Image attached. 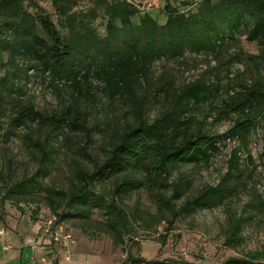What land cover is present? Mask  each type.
<instances>
[{"label": "trees", "instance_id": "1", "mask_svg": "<svg viewBox=\"0 0 264 264\" xmlns=\"http://www.w3.org/2000/svg\"><path fill=\"white\" fill-rule=\"evenodd\" d=\"M48 1L56 22L36 0H0V54L6 53L10 64L21 58L25 70L33 68L49 77L51 83L68 82L80 96H92L94 88L99 89L108 101L126 105L131 116L106 133L102 157L89 166L77 165L65 188L43 186L37 177L46 169L40 166L30 176L15 177L12 161L3 159L0 217L6 212V203L20 212L21 203H35V213L44 204L57 224L86 220L95 210L102 216L101 229L112 238L113 245H123L127 215L115 200L135 188H144L154 194L160 214L170 210L172 201L183 197L186 186L180 175L169 181L174 169L207 161L216 139L193 120L188 110L215 96L219 85L208 84L204 73L177 85L166 71H153L154 63L179 60L187 52L207 56L218 53L237 34L254 42L259 53L247 58L256 66V76L250 83L228 91L223 101L226 111H220L237 115L229 132L247 140L264 116V0H185L181 5L186 11L164 0L162 24L131 0ZM84 3L90 6L81 7ZM98 17L104 20V35L93 26ZM8 74L0 78L1 100L10 97L13 89ZM159 97L169 107L148 121L145 107ZM75 102L49 115L37 110L32 102L16 103L17 110L1 138L8 141L15 129L35 123L56 134L67 127L89 138L86 113ZM40 152L44 158L48 153L45 149ZM236 166L235 162L230 165ZM107 184L110 193L100 189ZM226 191L224 182L206 186L185 199L173 217L178 212L217 205ZM224 236L226 246L240 244L241 220L231 221ZM249 257L229 259L226 264H252L260 257L264 260V255L257 252ZM126 263L193 264L178 258L146 261L130 253ZM52 264H58L57 260Z\"/></svg>", "mask_w": 264, "mask_h": 264}, {"label": "rangeland", "instance_id": "2", "mask_svg": "<svg viewBox=\"0 0 264 264\" xmlns=\"http://www.w3.org/2000/svg\"><path fill=\"white\" fill-rule=\"evenodd\" d=\"M36 1L56 22L50 2ZM131 1L140 11L164 23V0ZM183 1L170 0L180 11H186L181 5ZM88 6L81 5L85 9ZM93 26L104 35L102 18L98 17ZM258 53L254 42L237 34L218 53L207 56L187 52L179 60L154 63L153 71L158 74L166 71L177 85L203 73L208 84L219 85L215 96L188 110L193 120L209 134L216 135V139L207 161L174 169L169 181L180 175L186 186L183 197L172 201L170 210L160 214L154 194L144 188L121 195L115 201L126 213L127 222L124 244L115 247L112 238L101 229L102 216L95 210L86 220L71 219L57 224L44 204L35 213L38 206L35 203H21L22 212L6 203V212L0 217V247L13 246L6 255L19 254L20 245L24 260L30 264H42L41 258L50 260L48 264L54 259L58 264H127L129 253L146 261L178 258L193 264H226L229 259L249 260L254 252L264 255V205H260L264 202V116L258 119L248 139L242 141L229 132L237 115L220 112L225 110L226 93L250 83L256 76L257 68L247 56ZM24 67L21 58L10 64L7 54H0V78L9 73L13 82L10 97L0 99V167L5 160L12 161L14 175L19 177L32 175L40 166L46 169L45 174L37 177L43 186L65 188L77 165L89 166L92 160L102 157L106 133L130 118L129 108L119 101H108L99 89L90 90L92 96H80L68 82L51 83L49 77ZM72 101L86 113L89 138L84 132L73 133L67 127L56 134L36 123L15 129L8 141L1 138L17 110L16 103L32 102L37 110L49 115ZM168 107L162 97L152 99L145 107V117L150 121ZM41 149L48 151L45 158L41 157ZM232 162L236 168L230 167ZM223 182L227 191L219 204L178 212L173 217L185 199L206 186L216 187ZM100 189L110 193L108 184ZM238 219L242 240L237 246L228 247L224 244V230ZM252 264H264V260L260 257Z\"/></svg>", "mask_w": 264, "mask_h": 264}, {"label": "crops", "instance_id": "3", "mask_svg": "<svg viewBox=\"0 0 264 264\" xmlns=\"http://www.w3.org/2000/svg\"><path fill=\"white\" fill-rule=\"evenodd\" d=\"M21 246V245H20ZM18 246L19 254L17 253L10 256L6 255V253L10 250L13 249V246L11 247L10 245H2L0 247V264H30L29 261L27 262L24 260L22 254H23V247ZM48 260V259H47ZM42 261V264H48V261L44 260L43 258L40 259Z\"/></svg>", "mask_w": 264, "mask_h": 264}, {"label": "built area", "instance_id": "4", "mask_svg": "<svg viewBox=\"0 0 264 264\" xmlns=\"http://www.w3.org/2000/svg\"><path fill=\"white\" fill-rule=\"evenodd\" d=\"M68 237V236H67Z\"/></svg>", "mask_w": 264, "mask_h": 264}]
</instances>
